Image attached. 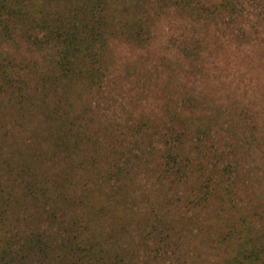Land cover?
I'll list each match as a JSON object with an SVG mask.
<instances>
[{"label": "rangeland", "instance_id": "374dc122", "mask_svg": "<svg viewBox=\"0 0 264 264\" xmlns=\"http://www.w3.org/2000/svg\"><path fill=\"white\" fill-rule=\"evenodd\" d=\"M246 11L262 13L253 18L248 44L225 28L215 32L172 10L154 18L145 46L114 34L102 85L84 90L72 107L82 112V124L102 138L107 136L102 126L145 121L162 129L171 121L177 125L176 116H186L190 125L198 118H216L204 143L232 164L225 208L218 214H195L182 206L179 196L188 190L182 184L170 188L169 200H164L152 167L136 164L130 173L131 198L99 211L90 204L66 207L77 214L75 237L65 216L54 219L28 204L9 206L2 228L12 251L27 254L23 264H264V0L256 7L250 2ZM196 39L201 41L198 55L184 54V45ZM3 45L34 91L38 76L51 69L54 50L20 39ZM47 93L53 99L54 93ZM6 124L13 137L4 144L24 148L29 126ZM124 135L130 143L135 137L127 129ZM90 151L85 145L82 153ZM74 174L88 185L111 184L91 172ZM96 204L101 205L99 199ZM36 240L46 255L28 250L38 246Z\"/></svg>", "mask_w": 264, "mask_h": 264}, {"label": "trees", "instance_id": "16d2710c", "mask_svg": "<svg viewBox=\"0 0 264 264\" xmlns=\"http://www.w3.org/2000/svg\"><path fill=\"white\" fill-rule=\"evenodd\" d=\"M250 2L254 7L258 4V0H0V264H23L27 256L7 244L2 224L9 206L28 204L54 219L65 216L75 237L77 214L66 207L90 204L99 211L105 204L131 198L130 173L136 164L152 167L164 200H169L170 188L182 184L188 190L178 198L195 214H218L225 208L232 164L212 144L204 143L216 118H198L190 125L186 116H176L177 125L171 121L162 129L145 121L102 126L107 132L102 138L82 124V112L72 107L84 90L102 85L108 70L106 50L114 34L145 46L152 37L154 18L172 10L215 32L225 28L228 35L248 44L253 18L262 16L261 12L248 15ZM16 39L54 50L51 69L38 76L34 91L2 48ZM200 42L185 44L184 54L198 55ZM6 123L29 126L27 147L4 144L13 137ZM125 129L135 135L131 143ZM43 142L48 146L43 147ZM85 145L91 148L87 154L82 153ZM77 171L94 173L100 182H111L110 187L97 181L88 185L83 176H75ZM98 199L101 205L96 204ZM35 242L38 246H32L37 249L28 250L46 255L44 244Z\"/></svg>", "mask_w": 264, "mask_h": 264}]
</instances>
